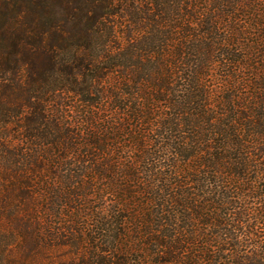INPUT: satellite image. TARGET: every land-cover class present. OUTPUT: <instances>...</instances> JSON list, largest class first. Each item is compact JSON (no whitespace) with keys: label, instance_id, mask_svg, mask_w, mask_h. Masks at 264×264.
<instances>
[{"label":"trees","instance_id":"obj_1","mask_svg":"<svg viewBox=\"0 0 264 264\" xmlns=\"http://www.w3.org/2000/svg\"><path fill=\"white\" fill-rule=\"evenodd\" d=\"M0 264H264V0H0Z\"/></svg>","mask_w":264,"mask_h":264}]
</instances>
